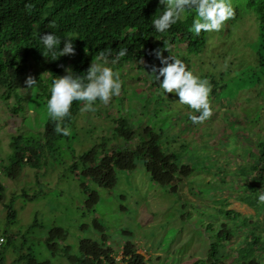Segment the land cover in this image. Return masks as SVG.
<instances>
[{
    "label": "rangeland",
    "instance_id": "rangeland-1",
    "mask_svg": "<svg viewBox=\"0 0 264 264\" xmlns=\"http://www.w3.org/2000/svg\"><path fill=\"white\" fill-rule=\"evenodd\" d=\"M231 3L234 18L219 32H207L199 53L178 47L169 53L211 84L213 112L201 124L191 123V110L176 103L178 97L163 94L150 70L143 69L146 61L113 64L88 56L89 64L103 63L120 73L121 94L106 105L97 101L93 112H81L80 104L62 126L70 130L67 136H44L48 116L37 87L18 92L24 98L18 114L11 112L13 96L0 98V236L10 237L0 250L3 264H70L83 240L104 242L116 260L121 259L122 244L130 242L145 264H193L214 244L224 249L217 239L224 238L218 235L223 225L234 229L245 222L241 237L251 230L256 218L241 203V195H251L249 184L258 183L251 166L259 142L264 144V28L238 0ZM116 119L136 132L149 127L159 135L160 149L175 156L176 166L190 168L177 181V191L155 184L141 159L131 171L116 169L108 188L81 174L80 157L90 149L100 158L113 149L134 148L136 139L120 135ZM30 150L40 152L37 160ZM14 151L31 160L18 162L12 177L1 167L9 164ZM74 164L77 169L72 171ZM91 194L96 201L89 205ZM8 205L15 211L14 220L8 218ZM224 209L241 217L227 218ZM257 220L264 236V214ZM55 229L63 236L51 237ZM240 235L232 233V238Z\"/></svg>",
    "mask_w": 264,
    "mask_h": 264
},
{
    "label": "trees",
    "instance_id": "trees-1",
    "mask_svg": "<svg viewBox=\"0 0 264 264\" xmlns=\"http://www.w3.org/2000/svg\"><path fill=\"white\" fill-rule=\"evenodd\" d=\"M238 2L240 8L253 14L258 24L264 28V0H238ZM162 10L158 0H0V88L2 89L0 98L6 101L13 96L15 101L11 108L12 114L23 111L21 105L24 98L18 92L26 87L25 79L32 76L38 81V95L43 97L46 103L49 95L48 84L53 78L65 75V69L83 76L90 66L88 56L97 57L101 51L107 49L112 50L111 55L105 59L107 62L112 63L120 48H127V55L117 63L143 59L147 62V66L143 69L148 70L151 65H158L152 50L162 48L163 44L168 47L169 53L171 48L177 47L188 54L199 53L205 43L207 32L202 31L196 36L188 30L193 13H189L184 20L178 21L166 33H156L151 26V20ZM37 32H53L62 39L65 36H72L75 39V54L61 56L57 60L44 57L41 54L42 46L37 38ZM59 47H63V42ZM169 53L165 51L163 55L167 56ZM33 66L36 67L35 70L30 71ZM138 68L142 67L138 66ZM80 104L81 102H73L70 108L71 115L64 118L61 126L70 122ZM115 123L120 135L136 139L134 148L113 149L100 158L96 157L95 148L90 149L80 157V163L83 165L81 174L99 187L108 188L114 183L116 169L131 171L135 168L136 160L141 159L155 184L171 185V190L177 191V181L187 177L190 168L187 165L177 167L175 156L166 154L160 149L159 135L149 127H144L138 132L134 130L135 134L131 128L125 127L126 121L123 119H116ZM55 126L56 122L48 117L44 124V136L53 139L54 134L57 135L54 131ZM31 151H33L32 155ZM254 155L255 162L251 166V171L252 177L258 183L249 184L252 186L251 195H247L248 191L241 195V203L254 212L253 217L256 218L254 225L243 237L240 235V230H243L245 222H242L243 226H236L234 228L236 231L223 225L218 235L222 233L224 238L217 239L222 242L224 249L219 250L214 244L210 246L204 259L195 260L193 264H264V236L259 232L258 223L261 222L257 220L264 214V205L257 204V196L260 191H264L262 142H259ZM30 156L36 157L37 160L40 152L30 150ZM21 160L24 161L14 151L9 164L1 167L3 173L7 176H15L17 164ZM30 160L29 158L24 162ZM76 169L77 165H72L71 170ZM2 191L3 186L0 182V195ZM95 201L96 195L91 194L89 205L94 204ZM7 209L8 218L14 220L15 211L12 210L11 205H8ZM224 213L227 218L230 217L234 221L240 216L238 212L227 209H224ZM235 232L241 239L232 238V233ZM50 236L60 238L63 234L60 229H55L50 232ZM236 242H238L236 247L229 246L230 250L225 248L228 243ZM121 250V259L116 260L114 252L106 247L104 242L83 240L79 244V256L70 257L69 261L70 264H145L143 256L136 253V247L130 242L122 244ZM0 264H3L1 257ZM28 264L47 263L30 260Z\"/></svg>",
    "mask_w": 264,
    "mask_h": 264
},
{
    "label": "clouds",
    "instance_id": "clouds-1",
    "mask_svg": "<svg viewBox=\"0 0 264 264\" xmlns=\"http://www.w3.org/2000/svg\"><path fill=\"white\" fill-rule=\"evenodd\" d=\"M158 5L163 9L158 16L151 20V26L156 33H166L178 21L184 20L189 13L191 25L189 31L196 36L201 32H219L224 23L235 16V9L231 0H158ZM37 38L42 46V55L57 60L61 56L74 55V38L65 36L63 39L53 32H37ZM63 42V47H59ZM168 47L152 50V54L159 61V65H151L148 74L156 82L163 94L171 93L174 101L186 105L191 110L189 120L193 125L203 123L211 117L213 108L209 99L211 84L206 79L194 75L187 68L182 59L172 55H163ZM112 50L101 51L96 61L105 60L111 55ZM128 53L127 48H120L112 63H117ZM143 64V59H140ZM65 75L53 78L48 84L49 95L46 100L47 116L56 126L57 134L67 136L70 130L62 127L64 118L71 115L70 108L74 101L81 102V112L95 111L97 101L108 104L113 97L121 94L123 81L120 73L103 63L92 62L83 76L76 75L70 69H65ZM24 84L26 89L38 86L37 79L28 76ZM257 204L264 205V191L257 196ZM6 240V238H5ZM0 243L3 240L0 239Z\"/></svg>",
    "mask_w": 264,
    "mask_h": 264
},
{
    "label": "built area",
    "instance_id": "built-area-1",
    "mask_svg": "<svg viewBox=\"0 0 264 264\" xmlns=\"http://www.w3.org/2000/svg\"><path fill=\"white\" fill-rule=\"evenodd\" d=\"M0 239H2L3 240V243H0V248H1V246L5 243V238L4 237H2V236H0Z\"/></svg>",
    "mask_w": 264,
    "mask_h": 264
}]
</instances>
